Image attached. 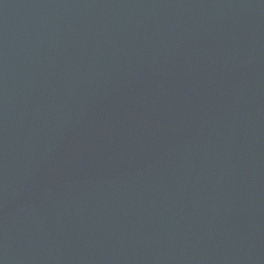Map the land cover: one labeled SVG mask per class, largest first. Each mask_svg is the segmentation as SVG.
I'll use <instances>...</instances> for the list:
<instances>
[{
	"label": "water",
	"instance_id": "1",
	"mask_svg": "<svg viewBox=\"0 0 264 264\" xmlns=\"http://www.w3.org/2000/svg\"><path fill=\"white\" fill-rule=\"evenodd\" d=\"M0 264H264V0H0Z\"/></svg>",
	"mask_w": 264,
	"mask_h": 264
}]
</instances>
